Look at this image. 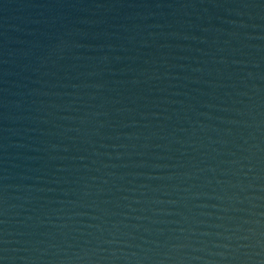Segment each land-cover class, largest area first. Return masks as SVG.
<instances>
[{"label": "water", "instance_id": "water-1", "mask_svg": "<svg viewBox=\"0 0 264 264\" xmlns=\"http://www.w3.org/2000/svg\"><path fill=\"white\" fill-rule=\"evenodd\" d=\"M0 264H264V0H0Z\"/></svg>", "mask_w": 264, "mask_h": 264}]
</instances>
